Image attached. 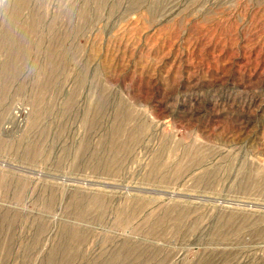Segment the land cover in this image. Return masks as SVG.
<instances>
[{
    "label": "rangeland",
    "instance_id": "374dc122",
    "mask_svg": "<svg viewBox=\"0 0 264 264\" xmlns=\"http://www.w3.org/2000/svg\"><path fill=\"white\" fill-rule=\"evenodd\" d=\"M0 264H264V0H0Z\"/></svg>",
    "mask_w": 264,
    "mask_h": 264
}]
</instances>
